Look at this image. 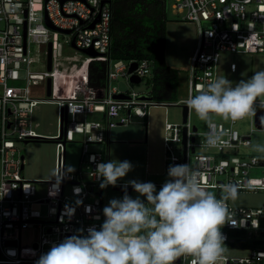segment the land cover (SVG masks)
Wrapping results in <instances>:
<instances>
[{"label":"built area","instance_id":"obj_1","mask_svg":"<svg viewBox=\"0 0 264 264\" xmlns=\"http://www.w3.org/2000/svg\"><path fill=\"white\" fill-rule=\"evenodd\" d=\"M103 1L106 0H0V264H264V203L262 207L243 208L230 206L219 198L223 189L264 193V175H250L253 167L264 169V155L240 154L238 148L250 144L249 133L239 134L233 128L235 121L245 114L254 125V111L264 109V100L211 97L220 53L264 55V0H164L165 8L170 2V10L180 16L181 22L196 27L195 46L188 59L187 93L178 100H154L149 94L121 91L111 85L117 78L133 85L129 82L131 76L140 82L151 76V65L146 60L109 58L111 0L109 4H101ZM63 45L78 56L63 57ZM88 49L96 57L80 52ZM92 60L104 63L100 89L87 84L86 66ZM38 63L42 71H32V65ZM131 63L136 66L128 73ZM229 68L233 70V65ZM33 92H41L43 98ZM115 94L122 97L113 98ZM39 102L57 106L59 130L53 136L36 133L30 127L32 108ZM226 104H230L227 126L210 121L204 132L192 130L188 113L193 105L224 109ZM154 106H185L187 110L184 122L164 124L163 159L170 173H161L169 176V182H145L175 188L165 191L176 192L173 199L165 197L173 203L175 216L173 221L166 220V209L162 219L154 221L151 216H144L142 222L129 226V230L135 231L131 234L125 232L124 226L116 227L103 217L102 190L106 186L120 187L125 196L128 187L144 185L106 179L109 129L128 123L131 111L145 119L148 109ZM74 114H79L80 119H75ZM73 134L80 135L79 139L73 141ZM195 136L201 139L195 142ZM36 138L57 146L56 176L51 181H30L21 175L23 158L14 142ZM67 142L80 145L78 164L73 169L65 168ZM89 144L101 148L89 151ZM181 172L182 181L173 182V177ZM39 182L45 184L41 195L35 187ZM176 188L181 189L178 204L174 201L179 195ZM89 194L93 195L90 202L86 201ZM42 204L46 208L44 215L36 208ZM121 207L127 209L125 200ZM202 221L211 226L208 260L198 257V228ZM169 224L178 229L179 245L174 251L168 250ZM33 228L36 236L28 252L22 254L21 232ZM257 233L262 237L259 249L245 245L246 254L242 256L217 252L219 244H231ZM49 234L54 237H48ZM8 241L13 244H6ZM122 246L138 249L136 262L109 258L108 247ZM162 254L170 256L168 263L161 261Z\"/></svg>","mask_w":264,"mask_h":264},{"label":"rangeland","instance_id":"obj_2","mask_svg":"<svg viewBox=\"0 0 264 264\" xmlns=\"http://www.w3.org/2000/svg\"><path fill=\"white\" fill-rule=\"evenodd\" d=\"M168 2L164 25V63L167 67L175 71L176 78V99H183L187 93V67L188 59L194 49L196 39V27L194 24L181 22L180 16L174 14L169 8ZM59 41H60V37ZM35 49L31 47L34 54ZM61 55L63 57L78 56L75 51L62 46ZM40 58L42 54L38 55ZM67 65V63H65ZM233 65V70H230ZM32 71H42L41 64L32 65ZM22 73H19L21 76ZM150 77L142 78L140 82L129 85L123 78H117L111 82L118 90H133L136 93L149 94ZM11 83V82H9ZM21 85V84H19ZM36 97L43 98L41 92H33ZM211 97L222 100H264V55L259 53L245 54L242 51L235 53H220L214 70V84L211 88ZM230 104H226L224 111L218 114L201 113L199 105H193L189 109L188 121L198 132H204L210 121L219 122L224 126L228 125V114ZM58 110L54 103L39 102L33 106L30 116V127L34 132L53 136L59 130ZM75 119H80L79 114H74ZM248 114L242 119L236 120L233 128L239 134L249 133V146L239 147L240 154L264 155V130L256 129ZM170 123L179 125L181 123L180 106H154L147 111V117L136 116L132 111L130 121L124 125H115L109 129L108 160L106 162V179L112 183H137L144 185L129 191L123 196L115 185H108L102 190V208L105 221L116 227L124 226L126 233H134L129 226L142 222L144 216H151L155 221L164 217L167 199L163 193L167 190H174L158 185H145L148 173H170V169L164 163L163 140L164 124ZM252 128L251 130H249ZM80 135L73 134V141L78 140ZM201 139L195 136V142ZM14 147L23 156L21 175L30 181H51L56 176L57 146L52 141H27L22 144L20 141L14 142ZM101 148L98 144H89V151H98ZM80 145L77 142H67L64 145L65 168L73 169L77 167ZM196 151L198 149L196 148ZM177 155V150L174 151ZM192 155H190V160ZM252 176L264 175L262 167H253L250 170ZM38 194H43L45 184L35 183ZM179 195L174 199L178 204L180 201V188H176ZM220 199L226 200L230 206L243 208L262 207L264 203V193L262 190H220ZM93 195L89 194L86 201L90 202ZM127 202L129 215L128 222H120L121 202ZM41 214L45 213V205H38ZM149 213L150 215H147ZM210 213H213L210 210ZM263 225V219L259 220V226ZM128 227V229L126 228ZM169 232V251L176 250L179 245L177 238L178 229L173 225L167 226ZM44 230V228H42ZM198 257L200 260H208L210 257L211 226L209 222L202 221L198 228ZM228 234L233 236L232 231ZM36 236V230L27 229L21 232L20 251L26 254L30 243ZM48 237L54 236L49 234ZM261 235L252 234L249 238L234 240L231 244H219L217 252H222L226 256H242L246 254L243 246L253 245V248H261ZM96 240L95 238H92ZM231 246L235 248H230ZM107 255L111 260L118 262H136L138 249L132 246H122L120 248H107ZM169 255H161V261L169 262Z\"/></svg>","mask_w":264,"mask_h":264},{"label":"trees","instance_id":"obj_3","mask_svg":"<svg viewBox=\"0 0 264 264\" xmlns=\"http://www.w3.org/2000/svg\"><path fill=\"white\" fill-rule=\"evenodd\" d=\"M109 58L113 61L146 60L151 65L149 97L176 99V74L164 63V0H111ZM87 84L100 89L104 63H87ZM252 246V245H250Z\"/></svg>","mask_w":264,"mask_h":264},{"label":"water","instance_id":"obj_4","mask_svg":"<svg viewBox=\"0 0 264 264\" xmlns=\"http://www.w3.org/2000/svg\"><path fill=\"white\" fill-rule=\"evenodd\" d=\"M103 3H107L109 4L110 3V0H106V1H103L101 2V4ZM97 19H95L94 22H96ZM94 22L92 24H94ZM92 24L89 26V28L92 27ZM62 33L64 34H67L68 32L67 31H62ZM70 46L73 48V43L71 42L70 43ZM82 54L84 55H87L88 57H96V53L93 52L92 50L88 49V50H82L80 51ZM135 66L136 64L135 63H131L129 65V68L127 70L128 73L132 72V70L135 69ZM49 67H50V49H49V45L47 47V57H46V69L49 70ZM129 82L131 83H138L139 82V78L137 77H134V76H131L129 78ZM49 92V79H46V94H48ZM113 98H121L122 96L120 94H115L112 96ZM224 109L223 108H201L200 109V112L201 113H214V114H218L220 112H223ZM186 113H187V110H186V107L185 106H182L181 107V122H184L185 121V118H186ZM64 117L62 116V119ZM253 121H254V125L256 126V128L258 129H262L264 128V109H256L254 111V116H253ZM195 127L192 126V130H194ZM182 130V143L184 142V133H185V127L183 126L181 128ZM27 141H41L39 138H36V139H33V140H24L22 142V144L26 143ZM20 158L22 159L23 156L21 155ZM20 168H22V164L20 165ZM146 178H147V183L149 184H159V183H167L169 182V176L166 175V174H162V173H148L146 175ZM173 182L175 183H179L182 181V172L181 173H178L176 176L173 177ZM116 188L119 192L122 191V189L120 187H114ZM133 189H137L136 187H128L127 189V192L133 190ZM163 196L166 197L167 199H173L175 196H176V192H164L163 193ZM174 216H175V208H174V205L171 201H168L166 203V213H165V219L168 220V221H173L174 219ZM120 222L122 223H125L127 222V209L126 208H122L120 210ZM6 244H13V242L11 241H8L6 242ZM177 260V258H175V261Z\"/></svg>","mask_w":264,"mask_h":264}]
</instances>
